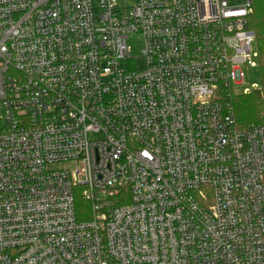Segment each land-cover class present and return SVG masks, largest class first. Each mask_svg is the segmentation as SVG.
<instances>
[{
  "label": "built area",
  "instance_id": "built-area-1",
  "mask_svg": "<svg viewBox=\"0 0 264 264\" xmlns=\"http://www.w3.org/2000/svg\"><path fill=\"white\" fill-rule=\"evenodd\" d=\"M127 3L0 0V264H264L253 0Z\"/></svg>",
  "mask_w": 264,
  "mask_h": 264
},
{
  "label": "trees",
  "instance_id": "trees-1",
  "mask_svg": "<svg viewBox=\"0 0 264 264\" xmlns=\"http://www.w3.org/2000/svg\"><path fill=\"white\" fill-rule=\"evenodd\" d=\"M248 27L256 32V50L258 59L261 62L262 75H264V0H253V13L248 19ZM236 111V120L239 129L245 130L250 125L264 124V84L262 89L249 95H243L234 99ZM89 204L81 197L76 199V209L78 214L88 209ZM80 221L86 220L85 217H79Z\"/></svg>",
  "mask_w": 264,
  "mask_h": 264
},
{
  "label": "rangeland",
  "instance_id": "rangeland-1",
  "mask_svg": "<svg viewBox=\"0 0 264 264\" xmlns=\"http://www.w3.org/2000/svg\"><path fill=\"white\" fill-rule=\"evenodd\" d=\"M257 0H255V3ZM133 0H128V5L132 4ZM143 37L139 34H132L128 38V45L131 49V56L133 58H138L142 54L143 49ZM254 50H256V44H254ZM256 67L255 68H249L246 71L247 76V82L244 85L243 88L249 89L250 91H253V93L257 92L258 90L262 89L264 84V75H262L261 70V62L260 59H255ZM241 88V90L243 89ZM240 91V89L238 90ZM243 96L242 94L239 95V97ZM2 115L3 112L0 110V133L4 131V126L2 125Z\"/></svg>",
  "mask_w": 264,
  "mask_h": 264
}]
</instances>
